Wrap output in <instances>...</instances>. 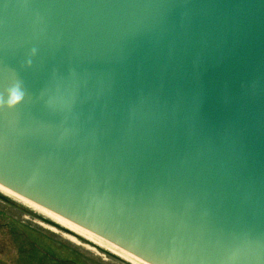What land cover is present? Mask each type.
Instances as JSON below:
<instances>
[{"label": "water", "instance_id": "1", "mask_svg": "<svg viewBox=\"0 0 264 264\" xmlns=\"http://www.w3.org/2000/svg\"><path fill=\"white\" fill-rule=\"evenodd\" d=\"M0 185L141 262L264 264V0H0Z\"/></svg>", "mask_w": 264, "mask_h": 264}, {"label": "rangeland", "instance_id": "2", "mask_svg": "<svg viewBox=\"0 0 264 264\" xmlns=\"http://www.w3.org/2000/svg\"><path fill=\"white\" fill-rule=\"evenodd\" d=\"M18 205L23 206L19 202ZM25 209L32 214V217L28 213L13 209L8 206V203L0 202V238L8 236L10 239L5 241V244L0 240V264H13L11 263L13 259L19 260L20 264H35L34 259L39 255L43 257L44 253L56 256L51 261L45 260L47 263L44 264H63V260L71 261L70 264H130L111 251L96 246L86 239L77 236H74V240L67 238L64 234L68 235V233L59 227H56V232L49 231L39 222H43L42 220L37 221L33 217L40 218L35 210L29 207ZM11 234L15 238L29 234L31 240L36 239V242L30 243V247L25 250L26 253L35 252L34 255L32 253L20 255V242L17 239L14 240Z\"/></svg>", "mask_w": 264, "mask_h": 264}, {"label": "bare ground", "instance_id": "3", "mask_svg": "<svg viewBox=\"0 0 264 264\" xmlns=\"http://www.w3.org/2000/svg\"><path fill=\"white\" fill-rule=\"evenodd\" d=\"M0 194L5 195L6 200H10L11 202L16 203V204H18V202H19L21 205L25 206L26 208L27 207L32 208L33 210L36 211L37 214L44 217L47 221H52L53 223L62 227V230H64V231L66 230L65 232L68 233V235H65V236H67V238L74 240V238H75L74 236H77V237L83 238L84 240L86 239L87 241L91 242L92 244H94L96 246H100V247L105 248L107 251L108 250L111 251L114 255L118 256L119 258L120 257L123 258L124 260H126L130 264H150V263L145 262V261L141 262V261L132 259L131 258L132 253L130 254L129 252H127L123 248L117 247L116 245H114L109 240L107 241L106 239L99 237L98 235H95L92 232H90L86 229H83L82 227H80L74 223L69 222L65 218L56 215L52 211H48L47 209H45L44 207H42L40 205H36L35 203L28 200L27 198L25 199L22 196L11 192L8 188L1 186V185H0ZM14 200H15V202H14ZM16 201H18V202H16ZM25 207H23V208L25 209ZM52 230H55V229L52 228Z\"/></svg>", "mask_w": 264, "mask_h": 264}, {"label": "flooded vegetation", "instance_id": "4", "mask_svg": "<svg viewBox=\"0 0 264 264\" xmlns=\"http://www.w3.org/2000/svg\"><path fill=\"white\" fill-rule=\"evenodd\" d=\"M0 202H3V203H8V206H10V207H12L13 209H17V210H20V211H22V212H24V213H28L29 214V216H31L32 217V214L31 213H29L28 212V210H25L23 207H21V206H19L18 204H16V203H13V202H11L10 200H6V199H0ZM33 217H35V219H37V221H39V220H42L43 222H41V221H39L42 225H43V227L44 228H46V229H48L49 231L50 230H52V228H54L55 230H52L53 232H56V227L58 228H60L61 230H62V227H60V226H58L57 224H55V223H53L52 221H47L44 217H42V216H39L40 218L38 219V217H36V216H33ZM46 223V224H45ZM66 231V230H65ZM61 232V231H60ZM64 235H66V234H64ZM11 236L13 237V239L15 240V239H17V240H19V242H20V255H22V256H24V255H29V254H33L34 255V253L35 252H29V253H26V248H28V247H30V243H34V242H36L34 239L33 240H31L30 239V235L28 234V235H25V236H23V237H17V238H15L12 234H11ZM52 237H53V235H52ZM8 236L7 237H5V238H3V237H1L0 238V240L1 241H3V243L5 244V241H8ZM10 240V239H9ZM5 250V249H4ZM41 252V251H40ZM40 254V253H39ZM41 254H43V253H41ZM51 258V259H50ZM56 258V256H55V254H51L50 256L47 254V253H44V255H43V257L42 256H40L39 255V257L38 258H35L34 259V262H35V264H44V263H47L45 260H48V261H51V260H53V259H55ZM11 263H13V264H20L19 263V260H16V259H13L12 261H11ZM70 263H72L71 261H68V260H63V264H70ZM7 264H9V263H7Z\"/></svg>", "mask_w": 264, "mask_h": 264}]
</instances>
